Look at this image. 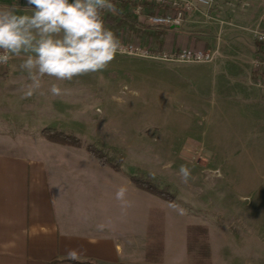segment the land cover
I'll use <instances>...</instances> for the list:
<instances>
[{
    "label": "rangeland",
    "instance_id": "obj_1",
    "mask_svg": "<svg viewBox=\"0 0 264 264\" xmlns=\"http://www.w3.org/2000/svg\"><path fill=\"white\" fill-rule=\"evenodd\" d=\"M114 1L129 3L124 11L136 17L142 30L125 27L119 38L140 43L149 54L118 51L106 69L72 81L45 76L41 90L32 97H53L48 90L55 83L64 90L58 97H68L67 101L40 98L45 108L26 116L16 113V105L9 106L13 114L0 118V132L29 125L79 132L82 142L121 161L127 171L150 173L156 184H166L179 195L183 208L202 210L201 222L211 221L214 229H219L216 222L222 214L227 220L248 218L252 224L248 235L229 241L226 250V244L218 240L217 247L220 252L241 253L242 264H260L264 259V93L257 85L255 68V86L251 85L247 67L261 49L252 29L264 11V0H227L225 10L231 9V14L222 11L228 19L222 28L235 30L239 37L229 42L228 36L219 35L220 54L202 62L165 57V53L177 57L181 52L152 48L156 38L148 17L154 11L164 12L154 8L163 0ZM139 2L145 4L136 14ZM110 22L106 27L111 30ZM217 35L214 31L215 44ZM18 73L19 77L22 72ZM23 73L24 79L16 84L0 86L8 92H0V97H23L30 83L28 73ZM200 80L209 84L200 85ZM257 97L260 102L252 101ZM43 110L54 120L48 122ZM181 167L187 177L182 176Z\"/></svg>",
    "mask_w": 264,
    "mask_h": 264
},
{
    "label": "crops",
    "instance_id": "obj_2",
    "mask_svg": "<svg viewBox=\"0 0 264 264\" xmlns=\"http://www.w3.org/2000/svg\"><path fill=\"white\" fill-rule=\"evenodd\" d=\"M190 1L196 9L186 14L180 27L153 26L150 32L156 39L152 48L219 55V35L228 36L229 42L239 37L235 30L222 28L228 20L222 11L231 14V9L225 10L227 0H213L210 6ZM13 6L21 13L31 11L26 0H0V8ZM263 14L264 11L252 29L253 35ZM214 31L218 34L216 44ZM22 60L23 57H13L9 65H0V86L24 79ZM254 62L255 59L247 67L253 86ZM18 71L22 72L19 77ZM0 92L8 93L3 87ZM40 98L55 103L68 99L0 97V118L13 114L8 108L15 105L17 114H34L38 108H45ZM21 101L25 105H19ZM252 101L258 103L260 98ZM42 113L48 122L54 120L48 116L50 113ZM44 128L47 126L29 125L16 127L17 133L12 128L0 132V264H71L69 259L93 260L97 264H196L199 252L190 250L189 228L200 224L209 228L210 264H242L241 253L220 252L217 242L223 241L226 250L229 241L237 242L239 235H248L252 225L248 218L227 220L222 214L216 222L219 229H214L211 221L201 222L202 210L189 211L178 199L172 203L138 188L131 180L136 173L122 165L120 170L102 166L85 146L51 142L41 136ZM70 133L82 140L79 132ZM121 189L124 195L117 198ZM234 224L239 228L232 229ZM69 252H74L75 258Z\"/></svg>",
    "mask_w": 264,
    "mask_h": 264
},
{
    "label": "clouds",
    "instance_id": "obj_3",
    "mask_svg": "<svg viewBox=\"0 0 264 264\" xmlns=\"http://www.w3.org/2000/svg\"><path fill=\"white\" fill-rule=\"evenodd\" d=\"M26 7L30 13H21L17 6L0 8V65L23 57L20 68L30 81L23 98L40 91L45 76L72 81L102 71L121 49L103 20L105 11L116 12L112 0H26ZM48 91L58 97L64 90L53 83ZM180 171L187 177L184 167ZM123 195L121 189L117 198ZM68 255L75 258L74 252Z\"/></svg>",
    "mask_w": 264,
    "mask_h": 264
},
{
    "label": "trees",
    "instance_id": "obj_4",
    "mask_svg": "<svg viewBox=\"0 0 264 264\" xmlns=\"http://www.w3.org/2000/svg\"><path fill=\"white\" fill-rule=\"evenodd\" d=\"M112 2L116 6V12L114 17L109 18L107 11L103 13V20L106 24L109 22L111 30L119 38V31L125 27H128L133 32L142 33V30L139 26L138 20L132 15L129 11H124L129 3L117 4L114 0ZM41 136L51 142L71 145V146H85L88 152L94 156L102 166H113L115 169L120 170L121 161H117L114 157H111L101 149H98L95 145L86 144L84 145L80 138L76 135L58 130L55 128H44L41 131ZM131 180L136 184L140 189L146 190L158 197H161L172 203H177L176 195L170 191L168 186H159L156 184L151 177L146 175H133ZM189 241H190V250H197L198 257L196 259V264H210V245H209V228L206 225L200 224L191 226L189 228ZM71 264H97L93 260H78V259H69ZM58 261L53 262L52 264H58Z\"/></svg>",
    "mask_w": 264,
    "mask_h": 264
},
{
    "label": "built area",
    "instance_id": "obj_5",
    "mask_svg": "<svg viewBox=\"0 0 264 264\" xmlns=\"http://www.w3.org/2000/svg\"><path fill=\"white\" fill-rule=\"evenodd\" d=\"M142 1V0H137ZM202 4L211 5L213 0H199ZM163 4L154 5L155 9L158 7L164 9V12L157 13L154 11L148 17L149 24L156 27H171L177 28L180 27L184 20L185 16L188 12L196 9V5L190 0H163ZM140 5L137 6V13L140 14L142 12L143 4L139 2ZM153 8V9H154ZM152 9V10H153ZM154 9V10H155ZM255 39L261 45V49L258 50V55L254 62L255 74L257 85L261 88L264 93V51L262 52V48H264V14L260 21V26L254 30ZM121 49L119 52H129L132 54H149L147 49H144L140 43H128L125 40H121ZM260 51L263 53L260 56ZM165 57L170 58H178L184 61H211L215 57V54L203 51H182L177 57L172 54H164ZM10 63V62H9ZM9 63L7 65H9Z\"/></svg>",
    "mask_w": 264,
    "mask_h": 264
}]
</instances>
